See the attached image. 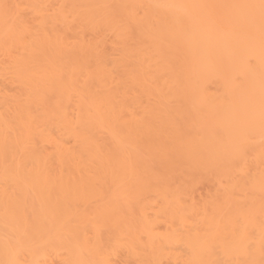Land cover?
<instances>
[{
	"label": "bare ground",
	"instance_id": "1",
	"mask_svg": "<svg viewBox=\"0 0 264 264\" xmlns=\"http://www.w3.org/2000/svg\"><path fill=\"white\" fill-rule=\"evenodd\" d=\"M262 0H0V264H264Z\"/></svg>",
	"mask_w": 264,
	"mask_h": 264
},
{
	"label": "snow or ice",
	"instance_id": "2",
	"mask_svg": "<svg viewBox=\"0 0 264 264\" xmlns=\"http://www.w3.org/2000/svg\"><path fill=\"white\" fill-rule=\"evenodd\" d=\"M261 7H262V9H264V0H262Z\"/></svg>",
	"mask_w": 264,
	"mask_h": 264
}]
</instances>
